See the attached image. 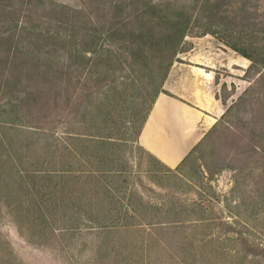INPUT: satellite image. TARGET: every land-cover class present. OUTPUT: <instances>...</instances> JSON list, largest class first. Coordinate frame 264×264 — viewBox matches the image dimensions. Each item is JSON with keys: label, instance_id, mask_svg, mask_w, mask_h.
Instances as JSON below:
<instances>
[{"label": "rangeland", "instance_id": "rangeland-1", "mask_svg": "<svg viewBox=\"0 0 264 264\" xmlns=\"http://www.w3.org/2000/svg\"><path fill=\"white\" fill-rule=\"evenodd\" d=\"M172 9L199 20L174 64L212 70L223 112L169 170L136 144L167 48L129 33ZM0 264H264V0H0Z\"/></svg>", "mask_w": 264, "mask_h": 264}, {"label": "crops", "instance_id": "crops-1", "mask_svg": "<svg viewBox=\"0 0 264 264\" xmlns=\"http://www.w3.org/2000/svg\"><path fill=\"white\" fill-rule=\"evenodd\" d=\"M205 68L175 63L139 132L137 146L163 169L183 165L222 116L214 72Z\"/></svg>", "mask_w": 264, "mask_h": 264}, {"label": "trees", "instance_id": "trees-1", "mask_svg": "<svg viewBox=\"0 0 264 264\" xmlns=\"http://www.w3.org/2000/svg\"><path fill=\"white\" fill-rule=\"evenodd\" d=\"M150 9H153L154 11H156V14L158 12L162 13L164 11L162 8H159L158 6H152ZM165 15H166V19H167L169 25L171 26V31L167 32L166 34L161 35V37H159V38L155 37V35L153 33V28L142 29L138 33H132V32L129 33L131 36V39L134 42H141L144 46L149 45L151 47H156V46L160 47L161 45H164V47L167 48L166 51H164V52H166L165 53L166 65L164 68V76H163V84H162V91L161 92H163L164 82H165L174 62L176 61V57L180 53L179 47L181 46L184 39L188 36V33H190L189 31L191 30V28L194 27V23H196V24L199 23V20L194 21L192 16L187 15L186 11H179L176 9H172V10H169L168 12H166ZM207 25H209V24H207ZM141 28H143V27H141ZM215 30H217V29H213V30L206 29V30H204V32L206 34H215L216 33ZM111 32L112 33H111L110 37L117 34V32H115V30H112ZM232 32L233 31H231V33ZM232 34H234L237 37V38L234 37L235 39H238V38L242 39V37H241L242 32H238V33L233 32ZM1 37L3 38L4 36L1 35ZM93 39L94 40H93L92 44H93L94 49H93L92 54H93L94 59H93V57H90L88 60L93 61V63H94V61H98L99 59H101L102 56L100 55V52L98 50H96L97 48L94 47L97 45V43L95 41L96 38H93ZM4 41H6L7 45H9L10 49H11L13 42L8 38H5ZM82 43L83 42L80 39H76V40L74 39L73 40L70 57L74 62H78L80 59H85V58L87 59L88 54L90 53V51H86L83 48H81ZM231 48L234 51H236L237 53H239L241 56H243L244 58H248L250 60H253V57L251 55H249L248 53H246V51H243L238 45H232ZM161 92H159L158 95ZM157 96H156V98H157ZM156 98L154 99V102L151 105V108L154 105ZM151 108H150V110H151ZM150 110H149V112H150ZM149 112H148V114H149ZM148 114H147V116H148ZM147 116H146V118H147ZM101 120H102V122L99 125H97V123H95L96 124L95 126L98 130H101V128L105 127L103 129L104 132L102 133L101 136L95 135L92 138L94 140H97V141L98 140H111L110 133L106 129L107 124L110 121V115L104 114V116L101 117ZM76 134H77V136H72V137L75 138V141L81 143V146H82L84 136H81V134H79V133H76ZM138 135H139V133H138ZM138 135H137V137H138ZM76 156H78L80 158L79 154H76ZM81 173H83L82 170H79L78 168L74 167L71 163L69 165L67 164V176H73V175H77V174H81ZM96 225L99 228H104V229L108 228L109 230L114 229V228H111L113 226H111V224L109 222H106V221H99L96 223Z\"/></svg>", "mask_w": 264, "mask_h": 264}]
</instances>
